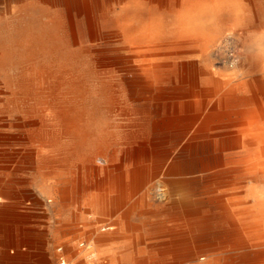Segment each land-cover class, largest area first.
Instances as JSON below:
<instances>
[{"label": "rangeland", "instance_id": "obj_1", "mask_svg": "<svg viewBox=\"0 0 264 264\" xmlns=\"http://www.w3.org/2000/svg\"><path fill=\"white\" fill-rule=\"evenodd\" d=\"M236 2L242 5L238 14L224 10L217 21L194 27H205L208 34L217 30L219 39L232 35L241 49L239 69L225 65V54L216 49L203 57L200 50L186 47L175 55L200 56L198 65L212 70L214 80L243 84L256 75L248 69L264 41L253 32L264 24V0H252L255 10L247 0ZM127 6L112 0L99 12V37L92 41L76 16L72 32L63 0H0V207L13 202L12 209L26 229L15 235L14 247L0 246V264L2 253L6 264H59V258L71 264H164L162 253L172 249L166 246L171 240L161 237L162 253H149L156 235L152 229L185 225L182 210L175 206L179 185L159 166L146 162L137 171L125 170L124 165L90 175L86 168L92 164L81 159L112 146L121 148L127 134H145L148 120L154 117L152 108L161 104L164 113L174 103L158 98L159 87L166 86L155 78L129 90L126 72L108 66L130 60L117 22L130 17L138 26L144 13L141 17V8ZM146 10L160 13L153 16L163 19L162 42H170L177 26L169 11L160 12L154 1ZM162 74L161 82L169 79L170 86L181 82L176 67ZM192 94L190 87L187 99ZM203 99L214 97L204 93ZM118 179L127 184L124 193L119 187V195L112 191ZM106 194L111 197L107 201ZM117 195L121 199L116 202ZM103 204H109L105 213ZM220 222L219 212H213L209 224ZM227 231L214 229L210 234L217 237Z\"/></svg>", "mask_w": 264, "mask_h": 264}, {"label": "bare ground", "instance_id": "obj_2", "mask_svg": "<svg viewBox=\"0 0 264 264\" xmlns=\"http://www.w3.org/2000/svg\"><path fill=\"white\" fill-rule=\"evenodd\" d=\"M111 1L74 0L71 5L70 0H63L72 32L76 16L85 37L97 39L98 13ZM114 1L117 5L141 8L140 16L144 15L137 21L138 26L130 17L117 22L118 35L128 44L123 50L130 60L126 65L120 60L108 66L126 72L123 76L129 90L155 78L166 86L159 87L158 98L174 103L164 113L161 104L153 107L154 117L148 120L145 134L139 131L127 134L120 141L121 148L112 146L84 155L83 162L92 164L86 168L88 174L99 169H122L124 165L125 170L137 171L151 162L164 175L175 178L179 185L175 206L182 210L185 225L153 228L156 235L151 238L149 253L156 256L162 253L161 237L173 242L185 239L189 243L167 242L166 246L172 249L162 253L164 264H264V41L260 54L248 69V73L256 74L254 78L243 84L217 81L212 78V70L198 65L200 56L180 59L175 54L190 47L200 50L204 57L210 49H216L225 54V65L239 69L241 49L232 35L219 39L217 30L208 34L207 28L194 27L195 23L217 21L224 10L238 14L242 10L238 0H174V3L172 0L170 6L166 4L168 0ZM153 1L160 12L169 11L177 26L170 42H162L166 25L162 18H155L160 13L146 10ZM247 2L255 10L252 0ZM253 32L264 40V24ZM174 67L178 68L181 82L175 86H170L169 79L161 82L162 72ZM190 87L194 88V94L187 99ZM204 93H210L214 100L203 99ZM125 145L128 147L124 148ZM93 160L97 164L101 161L100 166ZM117 182L123 184L125 179ZM213 212H219V225L209 224ZM214 229L228 231L213 237L210 232ZM179 246L181 250L174 251ZM221 248L227 250L215 254ZM59 264L71 263L59 258Z\"/></svg>", "mask_w": 264, "mask_h": 264}, {"label": "crops", "instance_id": "obj_3", "mask_svg": "<svg viewBox=\"0 0 264 264\" xmlns=\"http://www.w3.org/2000/svg\"><path fill=\"white\" fill-rule=\"evenodd\" d=\"M119 187L121 188V190H124L125 187H127V184L125 182L123 184L121 183L114 184L113 190H112L114 194L116 193V191L118 192V195L120 194ZM122 193H124V191H122ZM118 195L116 197V202L120 201L121 199V197ZM125 196L126 195H124V197ZM124 197L122 198V200L126 199ZM103 198L106 199L107 201V199L109 200L111 197H109L106 194V195H103ZM12 203L13 202L11 201L3 202L2 206L0 207V246L2 245L5 248L14 247L15 245L14 243H11V241L16 242L17 238L15 235L22 234L26 230L25 228H23L25 225V221L18 219V217L16 216V214L14 213L12 209V206H14V204ZM96 206H98V204ZM102 207L104 208L102 212L105 213L107 212L106 210L108 209L109 204L107 205L103 204ZM12 221H14V223H12ZM24 245H27V244H24ZM5 258H6V254L2 253V260L4 259L2 261V264L3 262L5 263V260H6Z\"/></svg>", "mask_w": 264, "mask_h": 264}]
</instances>
